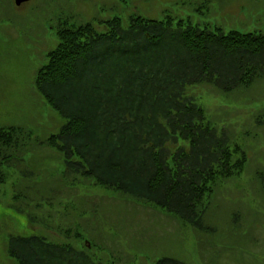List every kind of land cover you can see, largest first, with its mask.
<instances>
[{
	"label": "trees",
	"instance_id": "1",
	"mask_svg": "<svg viewBox=\"0 0 264 264\" xmlns=\"http://www.w3.org/2000/svg\"><path fill=\"white\" fill-rule=\"evenodd\" d=\"M164 19L131 15L127 26L115 17L102 30L92 23L56 28L59 42L46 54L34 83L65 118L47 142L61 152L69 186L91 178L122 197L173 214L197 234L216 237L218 225L205 221L214 188L242 172L247 154L187 87L212 84L227 95L260 81L264 32L199 27L170 14ZM255 123L264 125V111ZM16 131L0 128V144L10 147ZM4 154L1 163L15 159L11 152ZM20 170L24 180L31 175L26 165ZM258 177L264 183V174ZM17 185H24L17 193L29 201L30 195L48 194L36 187L29 191V182ZM27 205L15 207L35 223ZM70 232L60 230L65 235L60 242L11 234L5 249L18 264L113 263L91 253V241L80 233L75 238L84 245L78 246ZM154 264L185 263L163 256Z\"/></svg>",
	"mask_w": 264,
	"mask_h": 264
},
{
	"label": "rangeland",
	"instance_id": "2",
	"mask_svg": "<svg viewBox=\"0 0 264 264\" xmlns=\"http://www.w3.org/2000/svg\"><path fill=\"white\" fill-rule=\"evenodd\" d=\"M167 14L199 27L264 32V0H29L20 5L0 0V128L17 129L10 147L0 144V157L15 155L0 162V264H18L5 249L8 235L38 234L60 242L65 239L60 230L66 228L78 246L84 245L75 238L81 230L91 241V253L112 264H154L163 256L185 264H264V183L258 177L264 174V125L255 123L264 111V78L227 95L212 84L187 87L247 154L242 172L214 188L205 221L218 225L221 235L216 237L197 234L173 214L122 197L91 178L69 186L63 179V156L47 142L65 118L34 83L46 54L59 42L56 28L92 23L102 30L115 17L127 26L131 15L164 19ZM20 164L31 174L26 180ZM20 181L29 182V191L36 187L48 194L30 195L29 201L18 195L24 189L17 187ZM24 202L35 223L16 210Z\"/></svg>",
	"mask_w": 264,
	"mask_h": 264
},
{
	"label": "water",
	"instance_id": "3",
	"mask_svg": "<svg viewBox=\"0 0 264 264\" xmlns=\"http://www.w3.org/2000/svg\"><path fill=\"white\" fill-rule=\"evenodd\" d=\"M26 1H29V0H14V3L16 5H20V4H22L23 2H26Z\"/></svg>",
	"mask_w": 264,
	"mask_h": 264
}]
</instances>
